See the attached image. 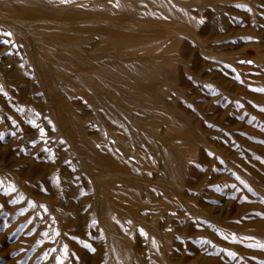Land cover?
<instances>
[{"label": "rangeland", "instance_id": "374dc122", "mask_svg": "<svg viewBox=\"0 0 264 264\" xmlns=\"http://www.w3.org/2000/svg\"><path fill=\"white\" fill-rule=\"evenodd\" d=\"M171 1L195 24L132 0V14L115 10L109 21L91 20L95 26L85 32L92 41L115 26L150 37L147 44L165 41L164 65L194 77L174 82L171 90L187 119L181 124L201 134L188 169L178 188L164 182L162 166L150 170L155 181L145 183L170 189L173 207H162L166 198L154 194V212L136 216L141 227L132 233L118 213L109 216V227L100 213L85 220L75 215L99 206L88 196L101 188L88 181L100 183L92 168L98 163L87 160L63 129L57 134L55 83L77 89L58 74L49 49L51 30L68 16L47 7H0V264H105L101 251L110 246L104 234L119 241L126 264H264V0ZM87 118L97 125L92 114ZM56 184L76 194L57 199ZM102 197L103 204L121 206Z\"/></svg>", "mask_w": 264, "mask_h": 264}, {"label": "bare ground", "instance_id": "6f19581e", "mask_svg": "<svg viewBox=\"0 0 264 264\" xmlns=\"http://www.w3.org/2000/svg\"><path fill=\"white\" fill-rule=\"evenodd\" d=\"M141 1L173 19L189 25L195 24L193 18L171 0ZM0 7L8 10L47 7L68 16L66 24L51 30L54 37L50 40L49 49V58L55 59L53 63L58 74L77 89L69 90L61 83H55L57 112L62 122L57 134L60 135L63 129L69 138L66 139L87 160L98 163V166L92 168L99 175L100 183H95L93 178L88 181L89 185L97 184L101 188L88 196L99 206L84 214L80 209L75 215L83 216L85 220V215L97 217L100 213L106 218L105 226L109 227V216L118 213L121 220L128 223L127 227L121 225L124 231L132 233L141 227L135 220L136 216L149 217L154 212V194L161 193L166 198L161 206L171 209L172 200L167 198L170 189L156 185L149 189L145 183L154 178L149 176V171L162 166L164 182L178 188L183 173L188 169L194 138L201 134L198 128H188L181 124L187 123V119L182 118L177 110L179 104L176 103L180 100L173 99L171 90L174 82L193 80L194 77L164 65L169 64L164 50L165 41L155 40L147 44L150 37L115 26L106 27L104 33L92 41L85 35L87 30L95 26L94 20L102 18L109 21L115 10L132 14V0H0ZM142 45L146 51L140 54L136 50ZM42 67L47 74L50 73L47 64H42ZM23 71L21 69L20 74ZM87 104L90 109L86 108ZM89 114L94 116L96 126L88 125L85 121ZM165 132L167 137L163 134ZM177 138L182 140V146L176 144ZM143 144L148 147L145 150L152 154V159L148 158L150 155L145 150H135V146ZM137 152L143 155L142 158ZM145 155H149L148 159ZM99 164L105 166L107 171L101 170ZM60 180L56 183L60 184ZM154 181L151 180L152 183ZM58 184L55 185L57 199H70L76 194V190L70 189L66 195ZM161 184L164 185L163 182ZM144 193H147L148 199L144 198ZM102 196H108L110 200L121 203V206L103 204L105 198ZM58 214L63 216L65 213L59 210ZM130 217V222H126ZM142 227L153 230V227L147 225ZM104 238L110 246L101 251L106 258L105 264H126L119 241L108 234H104ZM154 243L155 240H152L153 246Z\"/></svg>", "mask_w": 264, "mask_h": 264}, {"label": "snow or ice", "instance_id": "6c2138e0", "mask_svg": "<svg viewBox=\"0 0 264 264\" xmlns=\"http://www.w3.org/2000/svg\"><path fill=\"white\" fill-rule=\"evenodd\" d=\"M8 35H11V33H8Z\"/></svg>", "mask_w": 264, "mask_h": 264}]
</instances>
